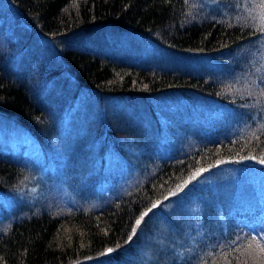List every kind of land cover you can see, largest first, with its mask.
I'll return each instance as SVG.
<instances>
[{
  "label": "rangeland",
  "instance_id": "rangeland-1",
  "mask_svg": "<svg viewBox=\"0 0 264 264\" xmlns=\"http://www.w3.org/2000/svg\"><path fill=\"white\" fill-rule=\"evenodd\" d=\"M195 1H200L203 12L225 19L227 3ZM239 12L250 23L264 26V0H242ZM24 20L14 4L0 0V31L8 35L14 47L4 64L16 72L51 70V78L35 93L41 104H46L53 123L40 142L13 118L0 113V155L19 161L29 170L22 187L11 193L0 192V224L35 211L29 210L32 207H46L57 215L98 209L137 178H143L139 171L147 170L153 160H169L194 151L206 144L205 139L216 142L251 132L243 115L194 94L192 100L175 93L131 105L91 101L76 87L61 57L62 47H96L132 64L169 61L161 60L138 34L78 33L63 40L52 39L32 32ZM234 55L226 62L204 56L200 63L179 65L237 86L235 90L258 92L264 87L260 65L264 66V41L259 47L241 48ZM259 161L244 160L240 174L237 170L213 169L193 180L192 173L185 180L188 184L184 181L175 195L144 218L131 240L127 237L132 252L121 264H187L206 254L203 249L209 241L215 244L229 237L233 242L240 235L263 239L264 164ZM24 197L32 206L19 210L20 198ZM110 249L100 257L114 254L115 249ZM251 261L254 264L261 259L255 255Z\"/></svg>",
  "mask_w": 264,
  "mask_h": 264
},
{
  "label": "trees",
  "instance_id": "trees-1",
  "mask_svg": "<svg viewBox=\"0 0 264 264\" xmlns=\"http://www.w3.org/2000/svg\"><path fill=\"white\" fill-rule=\"evenodd\" d=\"M7 1L16 6L25 24L36 34L62 40L78 33L138 34L152 45L161 60L169 61L132 64L96 47H62L61 57L76 87L91 101L131 105L175 93L192 100L194 94L243 115L251 132L216 142L205 139L206 144L194 151L169 160H153L147 170L139 171L143 178H137L126 191L106 200L98 209L57 215L46 207H32L29 210L35 211L3 222L0 264H121L132 252L131 242L125 240L138 217L152 204L163 203L175 194L197 169L237 170L240 174L247 157L264 159V87L258 88L260 93L235 90L237 86L186 71L179 65L200 63L204 56L226 62L239 49L262 44L264 26L259 28L241 17L242 0H222L227 3L222 20L203 12L200 1L195 0ZM7 36L0 31V113L13 118L17 126L41 142V135L50 131L53 121L35 92L51 78V70L43 73L37 69H8L4 61L14 47ZM28 174L22 163L0 155L1 193L22 187ZM20 199L19 210L32 206L28 198ZM240 238L238 243L229 237H222L215 244L209 241L203 249L206 254L187 264H253L255 255L261 261L254 264H264V238ZM110 248L115 249L114 254L100 257Z\"/></svg>",
  "mask_w": 264,
  "mask_h": 264
},
{
  "label": "snow or ice",
  "instance_id": "snow-or-ice-1",
  "mask_svg": "<svg viewBox=\"0 0 264 264\" xmlns=\"http://www.w3.org/2000/svg\"><path fill=\"white\" fill-rule=\"evenodd\" d=\"M248 159H254V157H247ZM261 164H264V159L260 160L259 161ZM207 171V169H204V168H200V169H197L194 173H193V176H192V179L195 180L197 177H199L203 172ZM189 181H185V184H188ZM172 195H175V194H172ZM167 199V198H166ZM159 203L160 202H157V203H154L152 204V207L149 208L146 212H144L136 221H135V226L132 228V235L129 236V240L132 239V237L136 234L137 232V229L139 228V226L142 224V222L144 221V218L150 213L153 211V209H156L158 208L159 206ZM241 238L240 237H237V243L239 242ZM252 239H256V237H252ZM259 246V245H257ZM112 251V249H108V252L110 253Z\"/></svg>",
  "mask_w": 264,
  "mask_h": 264
}]
</instances>
